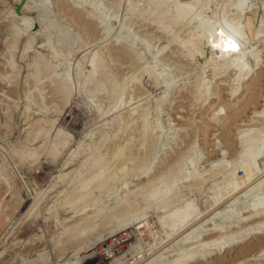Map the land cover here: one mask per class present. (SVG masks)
I'll use <instances>...</instances> for the list:
<instances>
[{
	"label": "rangeland",
	"instance_id": "1",
	"mask_svg": "<svg viewBox=\"0 0 264 264\" xmlns=\"http://www.w3.org/2000/svg\"><path fill=\"white\" fill-rule=\"evenodd\" d=\"M157 1L0 0V264H109L120 235L137 246L117 264H172L194 250L208 256L192 264L264 256V237L219 245L264 220V156L253 177L240 159L244 134L248 150L264 138V33L239 38L246 72L259 77L255 102L243 107L242 92L231 96L239 68L227 67L236 54L224 58L213 44L193 57L183 44L210 33L208 24L227 28L230 11L250 1L197 0L176 29L171 18L173 28L160 24L175 0L162 14ZM263 6L244 12L254 7L253 32ZM188 204L197 213L189 223ZM93 213L100 218L82 230ZM61 231L70 232L62 241ZM88 247L94 259L80 262Z\"/></svg>",
	"mask_w": 264,
	"mask_h": 264
},
{
	"label": "bare ground",
	"instance_id": "2",
	"mask_svg": "<svg viewBox=\"0 0 264 264\" xmlns=\"http://www.w3.org/2000/svg\"><path fill=\"white\" fill-rule=\"evenodd\" d=\"M230 1V0H229ZM228 1V2H229ZM248 1H250L247 5H246V2H245V4L243 5H241L240 4V6H238L235 10H231L230 12H232L233 11V15H231L232 17V19L230 20V22H229V24L227 23V28H221L220 30H216V29H214V26H212L211 24H210V26H209V24H208V32H210V33H207V34H204V35H199V33L196 35L195 33V35H190L189 37H187L188 38V40L183 44L185 47H187L190 51H191V54L189 55V56H193L192 54H203V51H204V49L208 46H212L213 44L216 46V51H218L219 52V55L220 56H222V57H224L225 58V56H227L228 57V55H231V54H236V55H234V56H232L233 57V59L231 60L232 62L227 66L228 67V69L229 68H232V67H234L235 65H237L236 67L237 68H239V70L238 71H236V76H238L237 77V81H239V83L240 84H242V85H239L238 84V87H236V89H235V91H232V93H231V96L232 97H235L236 95H239L238 93L239 92H242L241 93V95L240 96H237V97H241V96H243V95H245L244 97H243V101H241V104H242V106L243 107H246V106H248L249 104H253L254 102H255V100H256V88H257V85H258V83H259V77L257 76V75H255V73L253 74V76L250 78L249 77V73H251V72H253L254 70H253V68L254 67H252V66H250V68L249 69H247V70H249V71H247L246 72V69L245 68H248V66H249V63L247 62L248 60H246L245 59V56H244V54H243V51H239V38H240V35L243 33V31H246V30H249V32L250 33H248V34H246L247 35V37L249 38V40L251 39V41L253 42V40H255L256 38H258L259 36L261 37V35L264 33V25H262L261 27H260V29L259 30H256V32H253L252 30H253V28H254V21H253V17H254V15H255V13L256 12H254V7H252V12L249 14V13H245L244 14V12L246 11V10H249V9H251L250 8V4H253L255 1H258V0H248ZM260 1H263L264 2V0H260ZM158 3L157 4H155L156 5V8H157V10L160 12V10H161V8H165L164 7V5L163 4H165V2H166V0H164V1H157ZM168 2V1H167ZM170 2H172V1H170ZM154 4V3H153ZM200 4V3H199ZM196 6H198V2H197V0H175V10H174V12L172 13L171 11V16H170V14L169 13H167V16H168V14H169V16L168 17H166V19H167V22H163L162 21V23L160 22V24H162V25H164V24H169L170 23V25H167V26H169V27H167L168 29L170 28V26H171V21H170V18L172 19V22H174V24H175V29H176V25H177V22H178V20H180V17L181 16H183L184 15V17L185 16H187V14H189V12H191V11H193V10H191L193 7H196ZM200 6V5H199ZM217 6V5H216ZM237 6V5H236ZM155 7V6H154ZM215 7V6H214ZM264 7V6H263ZM155 8V9H156ZM199 8V7H198ZM209 8V7H208ZM217 8V7H216ZM235 8V7H234ZM249 8V9H248ZM186 9V10H185ZM195 9V8H194ZM205 10V9H204ZM78 11H79V9H78ZM157 11V12H158ZM162 11V10H161ZM164 11H167V8H165V10ZM169 11V10H168ZM186 11V12H185ZM198 11V10H197ZM216 11V10H215ZM228 11H229V9H228ZM228 11H227V13H228ZM249 11H251V10H249ZM67 12V11H66ZM72 12H73V10H72ZM155 14H156V12L155 11H153ZM226 12V11H225ZM152 14V16L153 15H155V14ZM163 12H160L159 14H162ZM165 13V12H164ZM166 13L165 14H163V15H166ZM223 13V12H222ZM158 14V13H157ZM229 14V13H228ZM80 15V14H79ZM92 15V14H91ZM216 15V14H215ZM225 15V14H224ZM157 17H159L158 15H156ZM73 17V16H72ZM85 17H87V15L85 16ZM155 18V19H157L158 20V18ZM160 17L161 18H163L164 16H162V15H160ZM189 17V16H188ZM147 19V18H146ZM165 19V18H164ZM165 19V20H166ZM181 19H185V18H181ZM187 19H189V18H187ZM93 20V19H92ZM161 20V19H160ZM163 20V19H162ZM149 21V20H148ZM147 21V22H148ZM153 21H154V19H153ZM159 21V20H158ZM170 21V22H169ZM181 22V21H180ZM76 23V22H75ZM84 23V22H83ZM155 23H157L156 21H155ZM164 23V24H163ZM202 23V22H201ZM82 25V24H81ZM161 25V26H162ZM172 25H173V23H172ZM179 25V24H178ZM191 25V24H190ZM85 26V25H84ZM95 26V25H94ZM159 26V25H158ZM174 26V25H173ZM198 26V25H197ZM226 26V25H225ZM165 26H163V28H164ZM172 27V26H171ZM178 27V26H177ZM210 27V28H209ZM84 28V27H83ZM173 28V27H172ZM199 28V27H198ZM166 29V28H165ZM196 29V28H195ZM210 29V30H209ZM84 30H85V28H84ZM167 30V29H166ZM172 30V29H171ZM104 31V30H103ZM147 32V31H146ZM162 32V31H161ZM172 32V31H171ZM179 32V31H178ZM192 32V31H191ZM189 33V32H188ZM264 36V35H263ZM246 38V37H245ZM186 39V38H185ZM118 40H120V39H118ZM257 40V39H256ZM260 40V39H259ZM263 41V40H262ZM6 42V41H5ZM108 42V41H107ZM111 42V41H110ZM116 42V41H115ZM118 42V41H117ZM242 42H245L244 40H241V43ZM251 42V43H252ZM264 42V41H263ZM123 43V42H122ZM254 43H255V41H254ZM125 44H126V42H125ZM183 45H181L182 47H181V49H183L184 48V46ZM128 46V45H127ZM129 46H131V45H129ZM179 46V45H178ZM112 47V46H111ZM117 47V46H116ZM180 49V48H179ZM187 49V50H188ZM117 51V50H116ZM130 51H132V49L130 50ZM183 53H184V51H182ZM136 53V52H135ZM188 53H190V52H188ZM187 53V54H188ZM120 54V53H119ZM133 54H134V52H133ZM176 54V53H175ZM196 54H195V56H196ZM181 55V54H180ZM213 55V54H212ZM135 56H136V54H135ZM134 57V56H133ZM137 57V56H136ZM194 57V56H193ZM192 57V58H193ZM219 57V56H218ZM138 58V57H137ZM140 58V57H139ZM221 58V57H220ZM253 58H254V60H255V67L257 66V65H259V64H257V61H258V59H259V57L258 56H256V55H253ZM252 58V59H253ZM132 60V59H131ZM140 60V59H139ZM221 60V59H220ZM223 60V59H222ZM226 61V60H225ZM226 67V68H227ZM264 67V66H263ZM257 68V67H256ZM227 69V70H228ZM244 69H245V71H244ZM230 70V69H229ZM241 70H243V71H241ZM235 71V70H234ZM262 71L264 72V70L262 69ZM243 72H246V73H243ZM221 73H224V72H221ZM220 74V73H219ZM235 75H233V77L235 76ZM251 75V74H250ZM220 78V77H219ZM236 78V77H235ZM137 83V82H136ZM139 83V82H138ZM141 83V82H140ZM244 83V84H243ZM64 84V83H63ZM62 86V85H61ZM67 86V85H66ZM142 86V85H141ZM227 86V85H226ZM231 86V85H230ZM64 88V87H63ZM65 89H67V88H65ZM242 89H243V91H242ZM224 90V89H223ZM234 90V89H233ZM65 91V90H64ZM67 91V90H66ZM230 93V92H229ZM69 96V95H68ZM244 99H245V101H244ZM242 100V99H241ZM232 107V106H231ZM204 108V107H203ZM219 114V113H218ZM259 114V113H258ZM217 115V114H216ZM261 116V115H260ZM232 118H229V121H231V120H235L237 117H238V114H236V113H234L233 114V116H231ZM259 117V116H258ZM214 118V117H213ZM259 121V120H258ZM222 122V121H221ZM254 122V121H253ZM263 122H264V120H263ZM217 123H219V122H217ZM261 124V123H260ZM264 131V130H263ZM245 133V132H244ZM262 133V132H261ZM229 135V134H228ZM227 134H226V136L224 137V139H225V143L227 144V145H230L231 144V139L229 138V136H228ZM244 137V140L242 141L241 140V142H240V144H242L243 145V150H242V155H241V158L240 159H242L243 161H241V163H243V164H245L244 165V167L246 168V173L247 174H249V173H251L249 176L251 177L252 176V173H253V175H254V171H255V168H254V165H255V161H256V159H258L260 156H264V138H260L261 140H262V142H261V144H259V146H257V147H255V149L254 150H248L246 147L244 148V146L246 145H248V143L250 142V141H248V139L247 138H245V136H246V134H244L243 135ZM260 136H262V135H260ZM262 137H264V136H262ZM258 138V139H257ZM256 139L259 141L260 139H259V137L257 136L256 137ZM255 139V140H256ZM260 140V141H261ZM257 141V142H258ZM260 143V142H259ZM91 152V151H90ZM29 155V154H28ZM195 155V154H194ZM95 156V155H94ZM29 158V157H28ZM129 158V157H128ZM31 159V158H30ZM91 159V158H90ZM89 159V160H90ZM36 160V159H35ZM184 160V159H183ZM90 162V161H89ZM98 162V161H97ZM147 162V161H146ZM153 162V161H152ZM149 163V162H148ZM165 163H167V162H165ZM185 163V162H184ZM33 164V163H32ZM152 164V163H151ZM150 164V165H151ZM174 164H176V162L174 161ZM88 165V164H87ZM167 165V164H166ZM218 165V164H217ZM159 166V165H158ZM163 166V165H162ZM174 166V165H173ZM88 167V166H87ZM185 167V166H184ZM216 167V166H215ZM172 167L170 166V169H171ZM213 168V167H212ZM44 169V168H43ZM150 169H151V166H150ZM149 169V170H150ZM159 169V168H158ZM169 169V166H167L166 168H165V170H168ZM181 169V168H180ZM215 169H217V168H215ZM222 169V168H221ZM157 170V169H156ZM171 170H173V168L171 169ZM170 170V171H171ZM182 170V169H181ZM219 170V169H218ZM179 171H177V174L179 175V173H178ZM167 173V172H166ZM165 173V174H166ZM168 173H169V170H168ZM185 173V172H184ZM161 174H164V173H161ZM164 174V175H165ZM170 174V173H169ZM168 174V175H169ZM200 174V173H199ZM246 174V176L247 177H249L248 175ZM186 175V174H185ZM166 176V175H165ZM192 176V175H191ZM198 176H200V175H198ZM245 176V177H246ZM259 176V175H258ZM169 177H170V175H169ZM176 177V176H175ZM179 177H181V178H183V177H185V176H179ZM178 177V179H180ZM186 177H187V175H186ZM185 177V178H186ZM202 177V176H201ZM253 177V176H252ZM158 178V177H157ZM160 178H162V175L159 177V179ZM168 178V177H167ZM189 178V177H188ZM194 178V177H193ZM198 178V177H197ZM164 179V178H163ZM166 179V178H165ZM165 179H164V181H165ZM230 180L232 179V178H229ZM250 179V178H249ZM158 180V179H157ZM157 180L155 181L156 182V185L158 184L157 183ZM181 180V179H180ZM180 180H178L179 182H180ZM183 180V179H182ZM194 180V179H193ZM196 180V179H195ZM251 180V179H250ZM153 181V180H152ZM163 181V182H164ZM168 181H169V179H168ZM174 181V180H173ZM166 182H167V180H166ZM166 182H164L165 184H166ZM264 182V181H263ZM160 183H162V180H161V182ZM168 183V182H167ZM238 183V182H237ZM232 184H234V183H232ZM148 185H149V183H148ZM167 185V184H166ZM169 185V184H168ZM167 185V186H168ZM235 185V184H234ZM247 185V184H246ZM138 186V185H137ZM147 186V185H146ZM150 186V185H149ZM153 186V185H152ZM162 186H163V183H162ZM161 186V187H162ZM170 186V185H169ZM168 186V187H169ZM148 187V186H147ZM154 187V186H153ZM153 187H151L150 186V190L151 189H154ZM159 187V186H158ZM146 188V187H145ZM160 188V187H159ZM229 188V187H228ZM177 189V188H176ZM176 189H175V191H176ZM139 190V189H138ZM147 190V189H146ZM149 190V189H148ZM147 190V191H148ZM156 190H158V188H157V186L155 187V189L153 190V191H155L156 192ZM130 191V190H129ZM152 191V192H153ZM179 191V190H178ZM238 191V190H237ZM143 192V191H142ZM151 192V191H150ZM155 192H153V193H155ZM180 192V191H179ZM17 193V192H16ZM128 193V192H127ZM137 193V192H136ZM144 193V192H143ZM146 193V192H145ZM152 193V194H153ZM175 194V193H174ZM258 194H260V192L258 193ZM178 195V194H177ZM220 195V194H219ZM228 195V194H227ZM8 196V195H7ZM168 196V195H167ZM257 196V195H256ZM255 197V196H254ZM259 197V196H258ZM26 198H28V197H26ZM220 198V197H219ZM5 199V198H4ZM29 199V198H28ZM34 199V198H33ZM73 199V198H72ZM81 199V198H80ZM244 199V198H243ZM246 199V198H245ZM67 200V199H66ZM77 200H78V198H77ZM220 200V199H219ZM223 200V199H222ZM221 200V201H222ZM25 201V200H24ZM236 201V200H235ZM32 202V201H31ZM79 202V201H78ZM133 202V201H132ZM23 203V202H22ZM131 202L130 201H128V203L126 204V205H128V204H130ZM219 203V202H218ZM243 203V202H242ZM26 204H28V203H26ZM67 204V203H66ZM261 204V203H260ZM259 204V205H260ZM262 204L264 205V203L262 202ZM258 205V204H257ZM130 206V205H129ZM191 206L192 205H190V204H188L185 208H184V212H183V216H184V218H185V222H187V221H189L190 220V222H191V219H194V218H196V216H197V213H195V211L194 210H192V208H191ZM32 207V206H31ZM124 207H126V206H124ZM257 207V206H256ZM263 209V208H262ZM11 210V209H10ZM31 210V209H30ZM33 210V209H32ZM52 210H54V208L52 209ZM56 210V209H55ZM121 210V209H120ZM255 210V209H254ZM264 210V209H263ZM50 211V210H49ZM231 211V210H230ZM123 212H124V210H123ZM256 212H258V211H256ZM126 213V211L124 212V214ZM260 213H262V214H264L263 213V211L262 212H260ZM259 213V215L261 216V214ZM27 214V213H26ZM29 214H31V212L29 213ZM118 214V213H117ZM234 214V213H233ZM116 215V214H115ZM115 215H113V216H106L108 219H109V223H112L113 222V220H114V218H118V216H115ZM219 215V214H218ZM239 215V214H238ZM23 216V215H22ZM88 216H91V215H88ZM86 217V218H84V217H82L83 218V221H82V219H81V221H80V224H81V227H82V230L83 229H85L86 228V226L88 225H90V224H92V222L96 219V218H100V217H97V215L96 214H92V216L89 218V217ZM232 216V215H231ZM250 216H254V218H257V216H258V214L256 215V213H254L253 215H250ZM248 217L249 219H251V218H253V217ZM6 218H8V217H6ZM214 218V217H213ZM223 218V217H222ZM230 218V217H229ZM72 219V218H71ZM79 220H80V218H78ZM85 219V220H84ZM198 220V219H197ZM196 220V221H197ZM212 220V219H211ZM239 220V219H238ZM237 220V221H238ZM244 220V219H243ZM62 221V220H61ZM64 221V220H63ZM69 221H71V220H69ZM75 223H76V221H74ZM77 223H79L78 221H77ZM107 223V222H106ZM187 223H189V222H187ZM74 224V223H73ZM183 224V223H182ZM185 224V223H184ZM16 225V224H15ZM71 225H72V222H71ZM178 225V224H177ZM73 226V225H72ZM71 226V227H72ZM77 226V225H76ZM186 226V225H185ZM224 226V225H223ZM70 227V226H69ZM79 227V226H78ZM81 227H80V229H81ZM187 227V226H186ZM65 228V227H64ZM67 228V227H66ZM75 228H77V227H74L73 226V230L75 229ZM176 228V227H175ZM215 228V227H214ZM214 228H213V230H214ZM219 228V227H218ZM178 229V228H177ZM207 229V228H206ZM65 230H67V229H65ZM211 230V229H210ZM216 230V229H215ZM218 230V229H217ZM246 230V229H245ZM79 231V230H78ZM174 231V230H173ZM208 232H209V230H207ZM73 232V231H72ZM76 232H77V229H76ZM212 232V231H211ZM61 235L59 236V238H58V240H60V241H62V240H64L65 238H66V236L68 235L69 236V234H70V232L69 231H65V232H62L61 231ZM75 233V232H74ZM190 233V232H189ZM204 233V232H203ZM237 235V234H236ZM73 237H74V234H73ZM261 237H264V220H263V222L261 221V223H259L258 225H252V226H250V228H248L246 231H244L243 233H241V234H239V235H237L236 237H234L233 236V238H230V239H226L227 241H225V239H224V242H223V240H222V242L223 243H218L220 246H222V248L220 249L221 251H222V249L224 248V249H227V248H233V247H237V246H241V245H243V244H247V243H249L251 240H253V239H257V238H261ZM8 238V237H7ZM191 238V237H190ZM190 238H188V239H190ZM193 238V237H192ZM199 238V237H198ZM220 238V237H219ZM73 239V238H72ZM187 239V240H188ZM194 239V238H193ZM70 240H71V238H70ZM115 240V239H114ZM186 240V241H187ZM217 240H218V238H217ZM216 240V241H217ZM5 241V240H4ZM56 241V240H55ZM77 241V240H76ZM131 240H129V236H127V235H120L118 238H117V241H114L113 243H112V246H113V248H112V250H113V252L115 253V255L117 256L116 257V260H114L113 261V259L111 260V261H113V262H109V264H117L118 263V261H122V260H124V259H126V257H128L130 254H132L133 253V251H134V249H136V244H133V243H131L130 242ZM194 241V240H193ZM197 241V240H196ZM216 241H214V242H216ZM21 242V241H20ZM70 242H74V241H70ZM213 242V243H214ZM63 243V242H62ZM188 243V242H187ZM198 243V242H197ZM200 243H201V241H200ZM217 243V242H216ZM216 243H214V244H216ZM32 244H33V242H32ZM66 244V242L64 243V245ZM69 244V243H68ZM138 244V243H137ZM186 244V243H185ZM199 244V243H198ZM27 245V244H26ZM60 245V244H59ZM75 245V244H74ZM77 245V244H76ZM196 245V244H195ZM66 246V245H65ZM65 246H63V247H65ZM69 246V245H68ZM193 246H194V244H193ZM203 246V245H202ZM201 246V247H202ZM212 246V245H211ZM188 247V246H187ZM191 247V246H190ZM200 247V246H199ZM61 248H62V246H61ZM90 247H88L87 249L85 248V250L82 252V255L83 256H81L79 259L81 260L82 259V261H80V262H83V261H90V260H92V259H94V257H95V255H94V252H92V250L93 249H89ZM205 248V247H204ZM208 248H209V246H208ZM95 249V248H94ZM194 250V249H193ZM201 250V249H200ZM64 251V250H63ZM62 251V252H63ZM65 251H66V249H65ZM81 251V250H80ZM98 251L99 252H102V251H100V248L98 249ZM199 251V250H198ZM217 251H219V250H217ZM224 251V250H223ZM113 252L111 253V254H113ZM195 252V253H194ZM194 252H193V254L191 253L189 256H187V257H183L184 259H179V261H176V263L175 264H192L194 261H196V260H200V259H202L203 257L204 258H206V256H208V255H205V254H207V252H202V251H200V252H198V253H196V251L194 250ZM202 252V253H201ZM212 251H210V253H211ZM182 253V252H181ZM180 253V254H181ZM209 253V254H210ZM213 253V252H212ZM214 253H215V251H214ZM5 254V253H4ZM100 254V253H99ZM134 254V253H133ZM19 255V254H18ZM114 255V254H113ZM136 255V254H135ZM172 255V254H171ZM97 256V255H96ZM133 256V255H132ZM181 256V255H180ZM58 257H60V256H58ZM113 257V256H112ZM135 257V256H134ZM264 257V256H263ZM262 256H261V258L262 259H259V258H257V256L256 257H254L253 259H252V257H251V259L249 258V260H246L245 261V263L244 264H251V262H261V261H263V258ZM115 259V258H114ZM38 260V259H37ZM140 260V259H139ZM181 260V261H180ZM153 261V260H152ZM34 263H36L35 261H33ZM124 262V261H123ZM127 262V261H126ZM33 263V264H34ZM125 263V262H124ZM123 263V264H124ZM150 263V262H149ZM159 263V262H158ZM170 263V262H169ZM174 263H172V264H174ZM83 264V263H82ZM93 264H95V263H93ZM120 264V263H119ZM167 264V263H166ZM243 264V263H242Z\"/></svg>",
	"mask_w": 264,
	"mask_h": 264
}]
</instances>
